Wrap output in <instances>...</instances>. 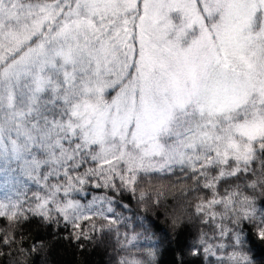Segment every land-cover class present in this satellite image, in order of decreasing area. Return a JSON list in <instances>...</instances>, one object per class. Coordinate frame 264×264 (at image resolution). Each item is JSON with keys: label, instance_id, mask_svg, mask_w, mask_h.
<instances>
[{"label": "snow or ice", "instance_id": "snow-or-ice-1", "mask_svg": "<svg viewBox=\"0 0 264 264\" xmlns=\"http://www.w3.org/2000/svg\"><path fill=\"white\" fill-rule=\"evenodd\" d=\"M0 188L11 264L37 220L115 264H264V0H0Z\"/></svg>", "mask_w": 264, "mask_h": 264}, {"label": "trees", "instance_id": "trees-1", "mask_svg": "<svg viewBox=\"0 0 264 264\" xmlns=\"http://www.w3.org/2000/svg\"><path fill=\"white\" fill-rule=\"evenodd\" d=\"M167 183V182H166ZM143 187V186H142ZM2 188H0V194H2ZM180 186L170 187L168 195L169 200H173V197H180ZM128 195L127 193L125 194ZM125 202H129L125 200ZM130 207L131 212H124L125 216H132L136 213L138 216L148 215L153 219H157L159 224L169 233H172L169 223L166 221L165 215L161 214L156 216V212L152 210L150 206H144L137 204L136 199H131ZM163 213V209L160 210ZM99 223V222H98ZM3 224H0L2 227ZM121 232H131L132 228H125L121 226ZM136 232H142L143 229L135 227ZM21 234L25 239V246L32 248L35 242V250L27 252L23 255H17L16 259L20 264H115L113 256L116 255L117 245L115 243L114 236L101 234L99 231L91 234L90 239H82L77 241L71 236V228L57 227L53 225L51 229L47 225L41 224L38 220L24 226L21 230ZM160 233H156L158 237ZM7 253L10 251L5 248ZM179 255V245L175 243V238L171 248L167 242L161 245L159 248L158 260L160 264H173L174 260ZM186 259L192 260L195 258L186 257ZM11 257H0V264H11Z\"/></svg>", "mask_w": 264, "mask_h": 264}]
</instances>
